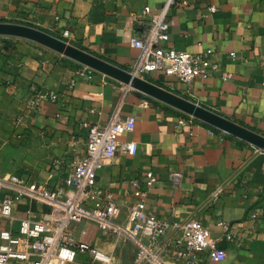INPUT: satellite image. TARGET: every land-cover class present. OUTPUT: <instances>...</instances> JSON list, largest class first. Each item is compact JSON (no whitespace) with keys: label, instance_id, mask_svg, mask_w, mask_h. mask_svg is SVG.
<instances>
[{"label":"crops","instance_id":"obj_1","mask_svg":"<svg viewBox=\"0 0 264 264\" xmlns=\"http://www.w3.org/2000/svg\"><path fill=\"white\" fill-rule=\"evenodd\" d=\"M167 2L0 0V22L35 26L132 71L140 49L131 38L142 34ZM212 6L218 10L211 12ZM168 20V40L159 45L192 53L213 47L211 58L220 69L190 83L158 72L146 78L264 135V0H174ZM87 67L38 42L0 35V175L13 182L28 175L51 187L60 185L73 159L85 155L90 126L106 123L119 109L123 116L136 117L134 129L120 139L136 142L137 151L121 150L106 160L98 183L105 196L121 204L120 218L127 217L134 201V181L142 183L152 171L157 181L145 188L147 204L167 223L170 235L176 234L175 224L196 218L227 252L220 261L203 254L193 263L172 250L169 262L264 264V152ZM32 85L57 97L36 96ZM146 97L151 103L142 106ZM220 185L224 191L213 199ZM46 210L43 203L23 198L15 207L14 236H21L20 217L28 212L40 217ZM7 227L0 222V230ZM82 227L75 224V236L80 238ZM87 228L88 243L134 263L132 243L114 245L95 224Z\"/></svg>","mask_w":264,"mask_h":264},{"label":"built area","instance_id":"obj_2","mask_svg":"<svg viewBox=\"0 0 264 264\" xmlns=\"http://www.w3.org/2000/svg\"><path fill=\"white\" fill-rule=\"evenodd\" d=\"M173 2L168 0L160 12L152 14L143 33L131 38L132 46L140 49L131 72L144 78L158 72L175 76L185 83L197 77L212 76L220 69L219 64L211 58L213 47L192 53L159 45L161 40H168V11ZM146 10L149 12L150 8ZM217 10L216 6L210 8L211 12ZM68 33V30L64 31V35ZM223 77L227 78L228 74ZM31 90L36 96L57 97L56 93L43 92L34 85ZM37 100L33 99L31 104L35 105ZM150 103V98L146 97L141 105L149 106ZM135 124L134 115L123 116L119 109L106 123L92 124L85 155L73 159L72 169L58 186L37 182L28 175L17 182L0 176V222L10 225L0 230V237L8 241L0 245V264H126L114 253L88 243L84 239L88 228L82 223L95 224L110 236L114 245L132 243L137 250L133 264H172L167 260L172 250L177 252L179 258H188L193 263H198L203 254L211 261H220L227 256L225 249L217 247V238L199 219L182 220L174 226L176 234L170 235L167 223L147 204L145 188L156 183L154 172L148 171L142 183L134 181V201L125 219L120 218L121 204L113 196L103 194L98 173L106 160L119 151L124 150L132 155L136 153V142L122 143L120 139L123 134L132 131ZM256 149L264 152L261 148ZM180 176V173L173 174L174 179ZM223 191L224 186H218L212 198L217 199ZM25 197L43 203L48 210L40 217L32 216L31 212L20 217L18 232L21 236L16 237L11 227L17 218L15 207ZM252 216L257 218V213ZM75 224L83 225L79 240L70 237ZM220 224L227 225L224 221ZM226 237L232 238L228 228Z\"/></svg>","mask_w":264,"mask_h":264},{"label":"water","instance_id":"obj_3","mask_svg":"<svg viewBox=\"0 0 264 264\" xmlns=\"http://www.w3.org/2000/svg\"><path fill=\"white\" fill-rule=\"evenodd\" d=\"M0 35L16 36L38 42L91 69L102 72L144 94L160 100L194 118L233 134L264 150V135L236 121L190 100L174 90L168 89L130 70L96 56L68 41L32 25L0 22Z\"/></svg>","mask_w":264,"mask_h":264},{"label":"rangeland","instance_id":"obj_4","mask_svg":"<svg viewBox=\"0 0 264 264\" xmlns=\"http://www.w3.org/2000/svg\"><path fill=\"white\" fill-rule=\"evenodd\" d=\"M87 68H89V67H87ZM187 116H189V115L187 114ZM255 147H256V146H255ZM256 148H259V147H256ZM0 176H1V175H0ZM82 224H83V225H86V226H90V224H92V223H87V224L82 223ZM78 225H79V224H78ZM72 229H73V228H72ZM70 237H72L74 240H79V237H78V236H75L73 230H72V232L70 233ZM3 243H8V241H7V240H3ZM12 246H13V248L16 247L15 244H13ZM21 264H25V263H21Z\"/></svg>","mask_w":264,"mask_h":264}]
</instances>
